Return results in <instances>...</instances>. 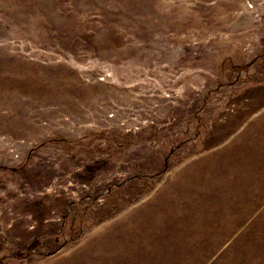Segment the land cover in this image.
Here are the masks:
<instances>
[{"label":"rangeland","instance_id":"1","mask_svg":"<svg viewBox=\"0 0 264 264\" xmlns=\"http://www.w3.org/2000/svg\"><path fill=\"white\" fill-rule=\"evenodd\" d=\"M0 264H264V0H0Z\"/></svg>","mask_w":264,"mask_h":264},{"label":"bare ground","instance_id":"2","mask_svg":"<svg viewBox=\"0 0 264 264\" xmlns=\"http://www.w3.org/2000/svg\"><path fill=\"white\" fill-rule=\"evenodd\" d=\"M249 8H250V9H254V6H253V5H251V6H249Z\"/></svg>","mask_w":264,"mask_h":264}]
</instances>
